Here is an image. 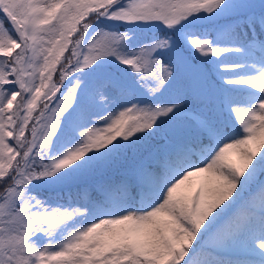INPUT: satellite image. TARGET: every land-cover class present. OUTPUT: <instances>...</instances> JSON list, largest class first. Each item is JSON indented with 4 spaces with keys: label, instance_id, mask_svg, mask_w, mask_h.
Returning a JSON list of instances; mask_svg holds the SVG:
<instances>
[{
    "label": "snow or ice",
    "instance_id": "1",
    "mask_svg": "<svg viewBox=\"0 0 264 264\" xmlns=\"http://www.w3.org/2000/svg\"><path fill=\"white\" fill-rule=\"evenodd\" d=\"M0 264H264V0H0Z\"/></svg>",
    "mask_w": 264,
    "mask_h": 264
}]
</instances>
